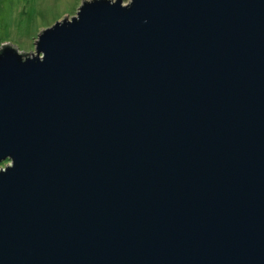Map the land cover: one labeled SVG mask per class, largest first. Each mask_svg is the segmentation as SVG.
Here are the masks:
<instances>
[{
    "label": "water",
    "instance_id": "water-1",
    "mask_svg": "<svg viewBox=\"0 0 264 264\" xmlns=\"http://www.w3.org/2000/svg\"><path fill=\"white\" fill-rule=\"evenodd\" d=\"M0 46V264H264V0H86Z\"/></svg>",
    "mask_w": 264,
    "mask_h": 264
},
{
    "label": "rangeland",
    "instance_id": "rangeland-1",
    "mask_svg": "<svg viewBox=\"0 0 264 264\" xmlns=\"http://www.w3.org/2000/svg\"><path fill=\"white\" fill-rule=\"evenodd\" d=\"M84 1L86 0H0V46L11 42L19 52L35 51L39 34L66 16L74 17ZM130 1L123 0V3ZM8 162L4 161L0 169Z\"/></svg>",
    "mask_w": 264,
    "mask_h": 264
},
{
    "label": "trees",
    "instance_id": "trees-1",
    "mask_svg": "<svg viewBox=\"0 0 264 264\" xmlns=\"http://www.w3.org/2000/svg\"><path fill=\"white\" fill-rule=\"evenodd\" d=\"M3 165L2 164H0V167H2Z\"/></svg>",
    "mask_w": 264,
    "mask_h": 264
}]
</instances>
